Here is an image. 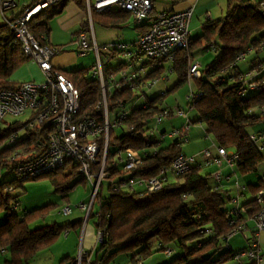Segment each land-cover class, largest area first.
I'll list each match as a JSON object with an SVG mask.
<instances>
[{
  "label": "trees",
  "instance_id": "obj_1",
  "mask_svg": "<svg viewBox=\"0 0 264 264\" xmlns=\"http://www.w3.org/2000/svg\"><path fill=\"white\" fill-rule=\"evenodd\" d=\"M67 1L61 0L51 4L32 16L28 29L36 38H39L41 34L48 35L50 20L60 14ZM73 1L85 10L84 0ZM261 2L264 0L253 2L226 0L224 15L203 21L200 35L193 41L188 36L187 48L179 51L169 64V68L176 76L174 85L163 94L146 96L142 105L130 109L129 115L123 122L133 128L131 132L125 133L120 128L122 131L118 135H114V129L109 133L105 164L108 177L104 179L108 182L106 186L108 195L102 196L103 181L100 182L93 203V206L97 204L98 225L106 226L109 235L102 243L97 244L95 257L92 259L94 264H106L114 255L128 251H132L129 258L131 262L136 256H140L142 262L145 256L152 254V251L163 252V248H169L171 244L180 247L182 252L167 264H234L233 257L237 251L233 252L228 247L229 239L222 238L228 232L226 221L231 208L227 209L226 202L229 199L220 188L219 182H214L210 173L204 171V167L196 164L179 176L178 180L168 174V181L161 189L138 193L118 188L113 190V186L121 183L124 178L121 176L123 172L119 170V166L111 164V159L119 149L129 148L137 151L141 164L138 169L132 171L131 175L149 177L155 175L158 168L169 166L171 161L181 153L182 139H160L159 135L167 130H160L158 134L149 135L147 138L144 132L152 125L153 115L168 108L161 106L163 97L179 84L187 81L188 62L193 59L192 51L195 44H198L202 46V51L211 50L218 55L211 64L201 69L200 77L194 80L195 89L202 93V97L190 102V109H182H185L187 113L195 112V118L188 119L190 125L202 123L204 133L210 135L217 146L231 147L236 151L238 159L235 166L239 173L257 170L259 163L264 161V156L259 151L257 143L250 139L246 128L255 118L264 117L261 115V111L264 112V61L254 62V58L247 71L240 70L239 64L248 55H256L264 48H260V42L264 40V12L259 5ZM97 16L103 19L105 26H108L109 22H125L129 14L116 9L105 13H93L92 23ZM147 24L145 22L138 25L136 29L142 32ZM242 52L245 53L244 60L234 64L235 57ZM26 60L21 45L15 40L13 33L6 24H0V90L12 88L15 85L9 77ZM158 62H165V60ZM260 64H262L261 67H258ZM251 69L255 71L249 73ZM60 71L79 91L80 112L101 116L102 110L97 107L100 93L96 80L91 76L87 80L84 76L87 72L83 68ZM156 71L160 73L157 74ZM163 72V68L158 65L146 71V76L158 77ZM248 83L256 84V88L249 90ZM242 88L247 89L244 98L238 94ZM133 96L127 87L112 90L111 97L107 101L109 111L114 110L117 99L128 102L134 98ZM251 109H255L256 113L250 112ZM19 128L20 124L16 122L0 126V173L2 168L12 171L14 162H10L7 157L17 145L27 141L44 143L45 136L42 132L29 133L27 136L23 134L20 136V133H17V136L22 139L16 144L3 143L12 132H18ZM65 166L68 167L67 172L62 171ZM96 169L97 166H93L92 170L96 171ZM78 174L77 180L71 183L70 179ZM46 175L51 177L57 191L63 196L72 190L76 183L85 179L78 172L77 165L70 161H66L57 171ZM55 176L59 177L60 182L55 180ZM171 177L175 181L171 182L169 179ZM22 181L14 176V179L0 183V212L7 213L6 219L0 224V249L7 248L10 252V259L5 264L27 263L35 252L53 243L62 231L82 224V220H75L30 229L31 222L46 207L25 211L21 214L17 211L7 212L11 201L20 202L19 192L14 196H9L4 193V188L7 186L17 188L21 186ZM261 185V180L257 185H249V191L254 194ZM252 204L253 196L251 200L241 204L247 208L249 216L252 215ZM192 215L199 216L191 218ZM90 218H94L92 211L88 215V219ZM206 229H210L211 233L207 234ZM250 236L251 240L253 236L252 234ZM153 241L157 243L155 248H151ZM191 242L193 245L188 247L187 244ZM170 248L172 253L169 256L174 252V249ZM135 250L136 252H133ZM99 253H101L100 256H98ZM216 253L218 256L213 260L212 256ZM73 259L74 257H64L58 264H67ZM243 264H256V262L244 261Z\"/></svg>",
  "mask_w": 264,
  "mask_h": 264
},
{
  "label": "built area",
  "instance_id": "obj_2",
  "mask_svg": "<svg viewBox=\"0 0 264 264\" xmlns=\"http://www.w3.org/2000/svg\"><path fill=\"white\" fill-rule=\"evenodd\" d=\"M59 1L61 0H34L21 11L12 15L9 12L16 6L17 0H0V14L3 22L21 45L22 53L27 60L33 59V63L45 76L44 81L39 83L23 81L16 83L12 88L0 90V124H6L4 121L6 116L27 115L25 121L19 123L18 132H12L5 139L6 145H14L22 139L17 136V133L20 132L24 136L29 133L42 132L45 136L44 143L27 141L17 145L9 155L8 160L14 162L12 172L18 180L33 179L53 173L60 169L66 161L77 165L78 172L91 186L88 204L80 202L77 208L85 212V223L88 221L90 211L94 214V244L97 245L109 235L106 226L98 225L99 213L98 211L93 212L92 207L100 182L108 177L105 164L109 133L115 128H121L125 133L131 132L133 128L123 122L129 115L130 109L139 107L140 104L135 105L139 98L145 102V92L153 88L159 80H165L168 73L172 72L169 68L167 73L163 72L158 77L150 78L146 76L142 65L135 67L134 63L145 58L150 62L165 60L171 64L175 55L188 46L190 33L188 21L192 8L180 11L160 10L152 13L151 0H84L85 20L80 22L74 41L77 46V56L83 57L88 51L93 52V64L86 72L96 80L99 86L100 101L97 107H100L102 112L101 116L97 117L80 112L78 89L60 70L52 67L51 59L61 48L50 46L46 35L41 34L39 38H36L28 29V23L34 14ZM248 1L253 2L254 0ZM259 5L264 12V2ZM113 9L127 12L134 26L148 23L146 29L140 32L135 43L96 44L92 28V14L105 13ZM260 43V48L264 47V40ZM101 55L104 57L103 61ZM116 55L124 59L119 63L118 69L108 70V67L104 69L103 64L110 62ZM244 58L245 53L238 54L234 64L243 61ZM254 71L251 69L249 73ZM200 75V63L194 59L189 60L187 67L189 84ZM121 87L129 88L134 98L128 102L117 99L114 110L109 111L107 101L111 97V91ZM247 88L254 90L256 84L248 83ZM246 93L247 89L245 88L238 92L241 98H244ZM201 97L202 93L190 85L189 92L184 96L186 108L190 109L189 103ZM143 107H145L144 104ZM261 115H264V112L261 111ZM110 117H112L111 120ZM177 117L184 119V123L178 128L165 131L159 137L169 140L179 138L186 141L190 122L187 119L186 110L177 106L156 112L152 117V125L144 132L145 138L152 134H158L160 130L157 125L163 120H172ZM250 139L255 143L259 141L264 143V133L250 135ZM237 159L238 155L234 149L228 150L213 144L196 155L179 153L169 166L158 168L153 176L142 177L131 175L132 171L138 169L141 164L138 152L129 148L119 149L114 153L111 164L119 166V170L123 172L121 176L124 180L113 186V190L118 188L138 193L159 190L167 183L168 174L178 180L179 176L196 164H200L204 168L214 166L215 169L209 175L214 182L218 183L221 166L223 164L234 166ZM93 166H97L96 171L92 170ZM261 183L262 185L253 194L251 216H243L247 213V208L238 204L237 198L234 199V206L228 211L226 221L228 232L222 238L228 240L236 234H242L243 238L247 240L246 248L234 254V264H243L244 261L258 263L262 259L257 236L260 232H264V173L261 175ZM136 186L141 187V190L137 191ZM234 186L238 191L245 189L244 186L237 183ZM18 192V189L12 186L4 188V193L9 196H14ZM18 206L19 203L14 200L11 202L9 210L17 211ZM58 212L67 216L72 213V210L63 204ZM197 216L190 217L196 218ZM247 218L252 222L251 229L247 226ZM205 232L210 234L211 230L206 229ZM249 232L253 236L251 240ZM163 253L169 256L172 249L165 247ZM134 263L142 264L141 257L136 256ZM67 264L94 263L89 254L79 249L74 259Z\"/></svg>",
  "mask_w": 264,
  "mask_h": 264
},
{
  "label": "rangeland",
  "instance_id": "obj_3",
  "mask_svg": "<svg viewBox=\"0 0 264 264\" xmlns=\"http://www.w3.org/2000/svg\"><path fill=\"white\" fill-rule=\"evenodd\" d=\"M73 1V0H72ZM169 4L168 0H155V7L159 8L162 6H166ZM85 14V12H84ZM130 23H132L131 17H129ZM4 23L2 16L0 14V24ZM5 24V23H4ZM53 28V27H52ZM94 33L96 37L97 43L108 42V39L115 37V34H113L112 30H108V28L102 27L97 23H93ZM130 29V28H129ZM188 29L190 31V28L188 26ZM131 30V29H130ZM127 29H121L120 32L124 33L125 37H128L129 34L131 35V31ZM62 33L59 32L57 28H53L52 32V39L56 41H61L63 39ZM57 38V40L55 39ZM63 46H58L64 49V52L67 56L71 57V59L74 58L73 64H71L69 67L63 68V70H75L83 68L84 71L89 70V68L92 66L94 57L93 53L88 52L85 56L79 57L77 56V53L75 51L76 45H72L70 43V39L66 42H63ZM49 44V43H48ZM50 45V44H49ZM52 46V45H50ZM55 46V45H54ZM103 55H101V59L103 61ZM33 63V59L28 60V62H24L21 66L16 68L12 74L10 75L9 79L10 81L16 80L19 77H21L23 71L27 69L26 64L27 63ZM120 62V58H113L110 62L104 63V69L106 67H110L112 69H117L118 63ZM151 62L148 61L145 58H142L141 60L137 61V65L145 64L144 69L145 71H149L151 69ZM154 65H160L164 72L167 73L169 69V64L166 62H156ZM37 66V65H36ZM38 68V66H37ZM39 69V68H38ZM41 72V71H40ZM42 74V80L36 81V82H42L45 79V76ZM85 78L88 80L90 78L89 73H84ZM176 82V76L173 72L168 73V78L166 80H159L156 85H154L153 88L145 92V97H151L157 94H163L166 91H168ZM194 80H192L189 84L188 81L179 84L174 90L167 93L165 97L161 100V106H166L168 108H172L174 106H179L180 108H186V103L184 100V96L189 92L190 85L194 86ZM142 103V99H138L137 102H135V105ZM27 118L26 114H22L16 117L13 116H6L4 118V121L6 123H22ZM195 118V112L189 111L187 113V119H194ZM112 117H110V120ZM184 123V119L182 118H174L172 120H163L162 123L157 125L158 130H169L171 128H178ZM0 125L5 126L4 123H1ZM120 128H115L113 130L114 135H118L121 133ZM187 142L182 140V143L180 144L181 153L186 155H196L201 150H204V148H207L209 143L205 140H203V134L201 131L200 124L195 123L191 124L190 130L187 131ZM20 136L22 133L20 132ZM209 137H211L209 135ZM6 140L3 141V143ZM165 142H168V140H165ZM9 157V156H8ZM7 157V158H8ZM205 170V169H204ZM63 172L68 171V167L65 166L62 169ZM78 175H75L72 177L71 183H73L77 178ZM14 179V174L12 171H7L5 168L1 169L0 174V183L3 181H10ZM55 180L57 182H60L59 177L55 176ZM103 184V193L102 196L106 197L108 195V191L106 189L107 186V180H102ZM19 191V209L23 213L25 211H31L33 209H39L43 207H46V209L39 214V216L31 222L29 225L30 229L40 228L44 227L49 224H63L70 221L75 220H82V224L74 229L69 228L65 231H62V233L56 238V240L51 243L49 246L44 248L43 250L38 251L40 255H38L37 258H30L28 262L30 264H36L37 262H41L40 264H58L60 259L64 257L65 251L71 250L73 251L69 257H75L79 251V249H82L83 252L84 246L82 247V239H83V233L84 230L92 227L94 229V218L88 219V221L85 223V212L80 211L77 208V205L80 202L87 203L89 202V194L91 192V186L89 185V182L84 180H81L80 182L76 183L75 187L72 190H69L65 196L62 195L61 192L57 191L56 185L51 181V177L49 175H41L39 177H36L34 179H27L23 180L21 183V186L17 187ZM13 202V201H11ZM228 203V201L226 202ZM62 204H66L69 206L72 210V213L70 215H62L59 213V208L62 206ZM97 210V204L95 203L93 206V212ZM10 210H7L9 213ZM4 214V211H1ZM0 213V214H2ZM85 227V229H84ZM94 233V232H93ZM86 236V234H85ZM93 236V242H94V234ZM242 234H238L237 236L233 237L229 241L230 248L232 251H236L242 242ZM86 240V237L85 239ZM193 245V242L188 243L187 246L190 247ZM157 246L156 242H152L151 248H155ZM174 249V252L171 256H166L163 254L162 251H152V254L147 255L143 258L142 264H167L170 260L174 259L175 257L179 256L182 252V249L174 244H171V246ZM45 250V251H44ZM223 251V250H221ZM133 252H136L133 251ZM64 253V254H63ZM132 254V251L128 252H120L116 255H114L106 264H135L134 261L131 262L130 255ZM101 253L98 254L100 256ZM218 256V253L212 256V259L215 260ZM95 257V256H93Z\"/></svg>",
  "mask_w": 264,
  "mask_h": 264
},
{
  "label": "crops",
  "instance_id": "obj_4",
  "mask_svg": "<svg viewBox=\"0 0 264 264\" xmlns=\"http://www.w3.org/2000/svg\"><path fill=\"white\" fill-rule=\"evenodd\" d=\"M34 0H17L16 6L13 8V10L11 12H9L10 14H16L19 11H21L25 6L31 4ZM152 5L154 8V11H160V10H166V11H180V10H184L187 8H192L191 10V16L189 18L188 21V26L190 28V39L191 41H193L194 39H196L199 35H200V27L203 21L205 20H212V19H216L219 17H222L224 15L225 12V7H226V0H168L169 4L166 6H162L159 8L155 7V0H152ZM85 10L83 8H80L74 1L72 0H68L65 5L64 8L62 9V11L60 12V14L56 15L55 17H53L50 22H49V32L47 35V40L48 43L52 46H63L64 43L68 40V38L70 39V43L72 45H76L75 44V36H76V32L78 30L79 24L80 22L85 20V14H84ZM130 16H128L127 20L123 23H108V26H105L103 24V19L100 17H96L93 21V23H97L102 27L108 28V30H112L113 34H115V37H112L110 39H108V42H101V43H97L96 41V37H95V33H94V28H93V23H92V28H93V35H94V40L96 42L97 45H104V44H109V43H113V42H122V43H135L139 34H140V30L136 29L137 26H134L132 23H130ZM57 28L59 30L60 33L64 34L63 35V39L61 41H57V43H55L56 41H54L52 39V32H53V28ZM132 30H130V29ZM123 30V29H127L131 31V35L129 34L128 37H125L124 33L120 32L119 30ZM57 40V38H55ZM202 46H198V44H195L194 49H193V59L197 60L200 63L201 69H203L206 65H209L212 63V61L214 60V58L218 55V53H215L213 51H202ZM75 51H77V46L75 47ZM90 53H93L92 51H88ZM87 52V53H88ZM94 57V56H93ZM120 58V62L124 61V59H122L119 55H116L114 58ZM255 58V59H254ZM254 59V60H253ZM261 62L264 61V48H262L261 50H259L257 52L256 55H248L246 57V59L241 62L239 64V68L242 71H247L250 64L253 62ZM26 62H28V60H26ZM74 62V58L71 59V57L67 56L64 52V49L62 48V50H60L57 54H55L52 59H51V65L54 69H58V70H63V68L65 67H69L71 64H73ZM157 62V61H156ZM156 62H152L151 64V68H156L158 65H154V63ZM166 62V61H165ZM118 63V64H119ZM167 63V62H166ZM135 67L139 66L137 65V62L134 63ZM143 67L145 66V64H141ZM27 69L22 73L21 77H19L16 80H12L11 82H14V84L19 83V82H23V81H40L42 80V74L40 72V70L37 68L35 63H27L26 64ZM110 68V67H108ZM157 74L160 73V71H156ZM155 73V74H156ZM174 73V72H173ZM10 80V79H9ZM194 83V82H193ZM193 88L195 89V85L193 86ZM196 90V89H195ZM250 112L252 113H256L255 109H251ZM200 124L201 127V131L203 134V140L207 141L209 143L208 147H210L211 145L215 144L212 137H209V135L204 133V126L202 123H198ZM191 127V125H190ZM190 127L188 130H190ZM247 132L249 135H254V134H259V133H264V117H257L255 118L252 123L246 128ZM165 130V129H162ZM187 136V134H186ZM186 142H187V137H186ZM257 144H259L261 147L259 149V151L261 152L262 156H264V143L262 142H257ZM228 150H232L233 148L228 147ZM199 153V152H198ZM206 172L210 173L212 172L215 168L214 166H209L207 168H204ZM262 173H264V161H262L261 163H259L257 170L255 172H249V173H239L238 170L236 169V166H229L226 164H223L220 168V178H219V185L220 188L222 189V191L225 193L226 197L229 199L228 203L226 204L227 209H230L234 206V199L237 198V203L238 204H244L247 201L252 199L253 194L249 191L248 186L249 185H257L260 180H261V175ZM1 174V173H0ZM171 180V182L175 181L171 178H169ZM237 183L240 186H244L245 189L244 190H240L238 191L236 189V187L234 186V184ZM136 190L139 191L141 190V187L136 186ZM63 205V204H62ZM18 214H21L22 212L20 211L19 207L17 210ZM2 213V212H0ZM6 215L7 213L4 212V214H0V224H2L4 222V220L6 219ZM243 216H249L246 214H244ZM246 223L248 228H252V222L247 218L246 219ZM75 230V228H73ZM85 229V227H84ZM94 229L92 227L88 228L87 230H84L83 233V239H82V247L84 248L85 252H88V254L90 255L91 259H94L93 256H95V249L96 246L93 242V233ZM86 234V236H85ZM238 234L232 236L231 238L237 236ZM249 236H250V232H249ZM86 237V240H84ZM228 240V247L230 248L229 245V241ZM242 242L243 244H241V246L236 250L238 251H242L243 249L246 248L247 242L246 240L242 237ZM257 240H258V244L260 246V254H261V260L256 263V264H264V232H260L257 236ZM231 249V248H230ZM43 250V249H41ZM232 250V249H231ZM40 251V250H39ZM45 251V250H44ZM233 251V252H236ZM73 251L68 250L65 251V255H63L64 257H69ZM63 253V254H64ZM39 252H35L31 258H37L38 257ZM62 257V258H64ZM61 258V259H62ZM10 259V252L7 248L4 249H0V264H5L6 261H8ZM60 259V260H61ZM41 262H37L36 264H40ZM25 264H30L28 261Z\"/></svg>",
  "mask_w": 264,
  "mask_h": 264
}]
</instances>
